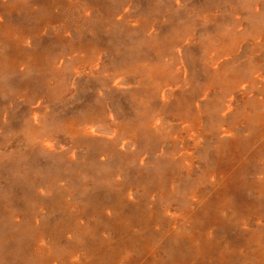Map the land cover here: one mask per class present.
<instances>
[{
  "label": "rangeland",
  "instance_id": "374dc122",
  "mask_svg": "<svg viewBox=\"0 0 264 264\" xmlns=\"http://www.w3.org/2000/svg\"><path fill=\"white\" fill-rule=\"evenodd\" d=\"M0 264H264V0H0Z\"/></svg>",
  "mask_w": 264,
  "mask_h": 264
}]
</instances>
